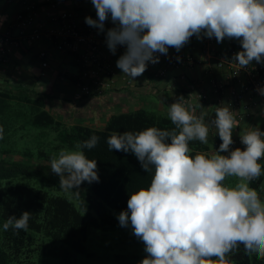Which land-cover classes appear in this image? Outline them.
Here are the masks:
<instances>
[{
	"label": "clouds",
	"instance_id": "clouds-1",
	"mask_svg": "<svg viewBox=\"0 0 264 264\" xmlns=\"http://www.w3.org/2000/svg\"><path fill=\"white\" fill-rule=\"evenodd\" d=\"M97 19L85 18L88 26L105 32L109 19L115 25L106 31V45L115 54L126 51L116 66L127 76L143 75L148 64L159 62L169 48L179 52L191 39L238 40L241 51L232 61L244 69L255 61L264 64V0H91ZM179 59V57H177ZM264 95V88L258 89ZM201 104L181 96L168 107L172 129L155 126L139 131H116L106 137L109 149L131 152L142 169L152 174L150 185L130 194L127 210L117 216L119 225L131 226L143 242L146 257L140 264H234L230 254L243 245L248 255L264 259V201L250 182L264 169V131L242 129L245 148L230 150L232 133L238 128L233 110L215 107L214 117L196 114ZM214 127L222 143L211 153L192 155L189 144H208ZM4 128L0 126V140ZM91 135L76 150H60L50 160L51 172L59 177L60 189L77 198L80 186L99 182L97 162L85 150L98 146ZM221 153H228L222 155ZM235 177L233 185L225 181ZM32 213L8 216L3 230H28Z\"/></svg>",
	"mask_w": 264,
	"mask_h": 264
},
{
	"label": "trees",
	"instance_id": "trees-1",
	"mask_svg": "<svg viewBox=\"0 0 264 264\" xmlns=\"http://www.w3.org/2000/svg\"><path fill=\"white\" fill-rule=\"evenodd\" d=\"M45 96L36 88L23 83L2 79L0 76V126L4 128L0 140V184L3 180L36 179L42 184L60 189L59 177L47 165H35L21 161L7 160V155H20L25 159L50 162L60 150H72L83 140L95 134L100 137L98 146L85 150L90 159L97 162L99 182L88 184V190L76 196V208L70 200L52 195L49 191L23 183L0 187V264H25L37 251L56 254L54 243L65 246L59 249L63 263H69L72 253H83L88 225L99 230L114 229L119 224L109 209L120 213L127 210L130 194L141 187H148L150 173L145 172L138 159L131 152L109 151L105 142L112 132L139 131L155 126L172 129L168 117L146 110L111 116L104 130L86 126H66L52 116L45 108ZM36 141L33 147H16L17 142ZM14 145V146H13ZM192 155L207 153V147L199 141L189 144ZM256 181L250 187L256 188ZM94 211L96 216L87 213ZM32 213L28 230H3L8 216L17 218L24 212ZM84 212L85 214H82ZM42 237L53 247L46 248ZM117 264H140L117 257ZM234 264H264L255 254L245 253L243 245L230 254ZM62 264V263H61Z\"/></svg>",
	"mask_w": 264,
	"mask_h": 264
},
{
	"label": "crops",
	"instance_id": "crops-1",
	"mask_svg": "<svg viewBox=\"0 0 264 264\" xmlns=\"http://www.w3.org/2000/svg\"><path fill=\"white\" fill-rule=\"evenodd\" d=\"M0 0V33H5L9 25L12 24L15 15L22 11L24 4L21 1ZM37 8L38 20L47 22L48 27H54L49 20L62 12L73 9V1L57 0L55 8L47 4V0H28ZM90 11L93 9L90 7ZM233 49L241 51V44L238 40H224L222 43L213 45V51L218 57L226 58L229 51ZM46 50L49 53V65L46 70H41L38 53ZM175 51L169 48L167 55H159V62L148 64L143 75L134 80L125 81L122 71L116 66V61L121 55L113 60L114 79L111 89L101 97L75 98L74 80L78 76L79 69L74 59L66 54L58 53L53 48L52 43L41 38L38 41L25 45L22 49L11 50L8 61L0 64V76L2 79H9L19 83L34 87L43 94V89H47L45 95V108L58 121L66 126L81 125L94 130H104L111 116L131 113L136 110H146L158 115L168 117V107L179 97L183 96L190 101V104H201L203 108H197L196 114L206 112V122L214 117L217 106L216 95L212 91L211 79L225 85L222 91V100L225 101L230 91L229 70L227 68H217V58L205 59L201 49L200 39L191 37L190 41L181 49L186 54L195 57L200 63L193 67H182L178 70H169L164 77H156L157 71L161 68L166 56ZM190 85L195 86L192 93H188ZM236 88L240 85L236 84ZM205 94L207 100L200 101V96ZM245 104L250 111L246 121L238 122V128L233 130V140L240 139L242 129L259 127L264 131V95H247ZM207 154H211L219 149L222 143L216 129L209 128ZM245 148L239 143L231 146L235 148ZM227 155L228 153H221ZM257 182L256 189L262 201H264V174Z\"/></svg>",
	"mask_w": 264,
	"mask_h": 264
},
{
	"label": "built area",
	"instance_id": "built-area-1",
	"mask_svg": "<svg viewBox=\"0 0 264 264\" xmlns=\"http://www.w3.org/2000/svg\"><path fill=\"white\" fill-rule=\"evenodd\" d=\"M12 1H21L24 8L15 15L6 32L0 33V64H5L8 61L11 50L22 49L25 45H30L43 37L52 43L56 52L69 55L74 59L79 69L78 76L74 80L75 98L101 97L111 89L114 79L113 60L116 56L123 55L126 48L118 46L115 54L108 49L105 42L106 31L115 26L110 19L105 22V32H99L98 29L85 23V18L88 16L97 19L96 10L91 0H71L73 1L71 11L62 12L49 20V23L54 27H48L47 22L38 20L37 8L28 0H8L7 2ZM46 2L51 9H54L57 0H47ZM90 7L93 11L89 10ZM229 41L231 42V40ZM215 42L214 37L200 39L205 59L217 58L213 51ZM234 54L236 51L231 49L226 58L218 57L216 63L217 68L225 67L229 70L230 91L225 101L222 100V91L225 85L215 79H211L210 84L217 97V106L228 105L233 110L237 121L242 123L250 115L248 106L244 102L246 96L258 94L260 93L258 89L264 88V64L253 61L248 67L239 69V66L232 61ZM38 59L41 70H46L50 60L49 53L46 50L40 51ZM197 63L200 61L192 55L175 50L164 58L156 77H164L169 70H178L182 67L190 68ZM122 77L127 82L131 80L123 73ZM236 84H239L240 87L236 88ZM194 90L195 86L190 85L187 92L192 93ZM185 99L187 103H190L187 98ZM206 100L207 96L202 94L200 101ZM233 141L231 146L241 143L240 139ZM259 162L264 169V159Z\"/></svg>",
	"mask_w": 264,
	"mask_h": 264
},
{
	"label": "rangeland",
	"instance_id": "rangeland-1",
	"mask_svg": "<svg viewBox=\"0 0 264 264\" xmlns=\"http://www.w3.org/2000/svg\"><path fill=\"white\" fill-rule=\"evenodd\" d=\"M46 91L47 89H43V95ZM35 142L36 141H29V143H24L23 141H19L17 142L16 147H33L36 146ZM72 150H76V148ZM5 158L11 161H21L35 165H47L50 167V162L35 159H25L18 154L7 155ZM236 182L237 179L235 177H230L225 181L226 184H230L233 186ZM16 183H23L28 186L43 188L49 191V193L52 195L61 196L70 200L71 202H73L76 208H79V202H77L76 200L73 201L68 193L56 189L53 186L42 184L36 179L21 180L19 178H16L3 180L0 184V187L5 188L7 186L15 185ZM80 189L82 191L88 190V183L84 182L80 186ZM109 212L115 218H117V216L119 215V213L111 209H109ZM87 213L92 214V216H96L94 211L92 210L88 211ZM82 214L85 213L82 212ZM41 240L45 241L46 248L53 247V245L48 243V241H46L42 237H38L37 243H40ZM54 245L55 247H57V253L59 249L65 248V246L61 245L60 243H54ZM84 246L85 250L83 253H72L69 263H63L60 254H43L42 252L37 251L36 253L32 254V257L29 258V260L26 261L25 264H117V257L135 262L142 261V259H144L147 255L144 251L143 242L133 235L130 225L129 227L124 228L118 224L114 229H107L103 231L96 229L91 224H89Z\"/></svg>",
	"mask_w": 264,
	"mask_h": 264
}]
</instances>
